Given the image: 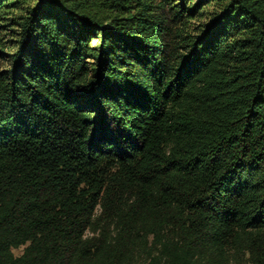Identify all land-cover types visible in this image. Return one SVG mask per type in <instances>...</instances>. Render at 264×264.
Here are the masks:
<instances>
[{"label": "trees", "instance_id": "16d2710c", "mask_svg": "<svg viewBox=\"0 0 264 264\" xmlns=\"http://www.w3.org/2000/svg\"><path fill=\"white\" fill-rule=\"evenodd\" d=\"M3 56L0 264H264V0H0Z\"/></svg>", "mask_w": 264, "mask_h": 264}, {"label": "rangeland", "instance_id": "374dc122", "mask_svg": "<svg viewBox=\"0 0 264 264\" xmlns=\"http://www.w3.org/2000/svg\"><path fill=\"white\" fill-rule=\"evenodd\" d=\"M189 32L192 31V27L190 26V28L188 29ZM7 66V59L5 56H3L2 58H0V68H4ZM23 247H19L16 249H13L12 252L14 255H19L22 252Z\"/></svg>", "mask_w": 264, "mask_h": 264}]
</instances>
